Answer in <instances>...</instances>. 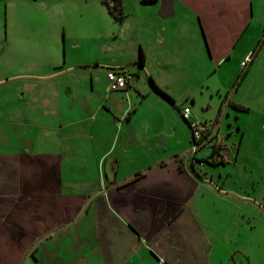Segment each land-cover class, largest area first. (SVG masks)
<instances>
[{
    "label": "crops",
    "instance_id": "crops-1",
    "mask_svg": "<svg viewBox=\"0 0 264 264\" xmlns=\"http://www.w3.org/2000/svg\"><path fill=\"white\" fill-rule=\"evenodd\" d=\"M194 3H145L148 22L136 46L143 65L137 64V55L123 64L96 61L104 74L110 68L130 72L133 80L127 89L109 90L105 76L89 74L88 92L78 99L74 83L67 82L66 92L53 91V127L35 124L36 139L21 134L10 140L7 127L13 120L1 114L0 264H39L35 252L52 237L53 249L45 247L39 254L53 264L222 263L220 252L230 238L222 230L232 222V212L218 202L226 200L223 190L189 168L198 151L193 156L188 152L191 136L179 114L182 98L169 85L176 70L166 58L194 62L202 52L199 42L185 47L165 43L168 34L178 40L186 17L199 18L196 12H180ZM71 68L76 67H55L53 79ZM249 72L250 65L243 75ZM149 99L154 105L144 106ZM190 100L193 104L194 98ZM48 103L41 101L39 117L47 116ZM196 118L190 109V119ZM237 130L241 144L244 131L238 125ZM38 137L48 138V149L40 148ZM205 197L216 203L207 204ZM238 201L247 200L240 196ZM235 252L243 257L238 248L228 258Z\"/></svg>",
    "mask_w": 264,
    "mask_h": 264
},
{
    "label": "rangeland",
    "instance_id": "rangeland-1",
    "mask_svg": "<svg viewBox=\"0 0 264 264\" xmlns=\"http://www.w3.org/2000/svg\"><path fill=\"white\" fill-rule=\"evenodd\" d=\"M123 1L125 17L118 10L114 15L109 12L114 0H0V124L3 116L13 120L9 128L5 126L10 140L16 141L21 134L36 139L37 123L53 127L49 112L54 90L66 92V83L72 81V92L79 99L88 92L89 74L105 76L99 62L123 64L138 57L139 33L146 27L150 9L143 0ZM190 1H195V8L184 7L180 12H196L199 18L186 17L178 40L168 34L165 43L185 47L199 42L202 52L194 62L166 57L176 70L170 77V89L181 95V107L192 109L197 121L215 122L221 115L218 129L230 154L224 162L214 164L217 156L206 146L196 153L189 168L223 190L226 200L218 202L227 204L232 212V222L222 230L230 238L226 250L220 252L224 256L221 264H264V0ZM249 65V76L243 75ZM55 67L76 68L53 79ZM144 81L149 88L148 79ZM44 99L49 102L45 106L48 113L41 118ZM231 102L243 103L250 110L236 108ZM153 105L151 99L144 103ZM60 106L65 107L63 102ZM237 125L244 131L241 144ZM39 139L44 142L40 148L48 149L44 146L48 138L38 137L40 143ZM240 196L247 201L239 202ZM205 200L216 203L211 197ZM49 246L53 249V237L38 246L35 257L39 264H53L39 254ZM238 248L243 257L235 252L228 258L227 253Z\"/></svg>",
    "mask_w": 264,
    "mask_h": 264
},
{
    "label": "built area",
    "instance_id": "built-area-1",
    "mask_svg": "<svg viewBox=\"0 0 264 264\" xmlns=\"http://www.w3.org/2000/svg\"><path fill=\"white\" fill-rule=\"evenodd\" d=\"M108 83V89L112 91L127 89L133 80V75L121 70H108L105 73ZM180 117L186 122L190 136L191 143L189 153L193 156L197 151L206 146H211L218 141L219 129L218 123L204 124L197 120L190 119L189 107H184L179 111ZM218 158V157H217Z\"/></svg>",
    "mask_w": 264,
    "mask_h": 264
},
{
    "label": "trees",
    "instance_id": "trees-1",
    "mask_svg": "<svg viewBox=\"0 0 264 264\" xmlns=\"http://www.w3.org/2000/svg\"><path fill=\"white\" fill-rule=\"evenodd\" d=\"M144 2H150V1H153V0H143ZM109 9V12L111 13V14H113L114 15V12L116 11V10H118V11H120V12H122V9H121V2H120V0H114V3H113V5H112V7H109L108 8ZM114 18L116 19V20H121L122 18H123V16H120V17H117V16H114ZM143 61H144V58H143V54H142V52L141 51H139V54H138V59H137V64L138 65H143ZM112 68H110V69H108V70H111ZM107 70V71H108ZM114 70H119V69H114ZM106 71V72H107ZM130 73V72H129ZM149 83L153 86V83H152V81L149 79ZM159 93H160V95L161 96H163V97H165V98H167V96L163 93V92H161L160 90H158L157 88H155ZM242 110H247V109H243V108H241ZM214 153L215 152H213V155H214ZM220 162H224V158L223 159H221V161ZM217 162H215L214 164H216Z\"/></svg>",
    "mask_w": 264,
    "mask_h": 264
},
{
    "label": "flooded vegetation",
    "instance_id": "flooded-vegetation-1",
    "mask_svg": "<svg viewBox=\"0 0 264 264\" xmlns=\"http://www.w3.org/2000/svg\"><path fill=\"white\" fill-rule=\"evenodd\" d=\"M210 147L212 154L213 152H215L213 156L218 157L217 160H214L213 163L218 162V160L221 161V159L223 158L226 159L230 153V149L227 147L224 137L221 134H219L218 141L214 142Z\"/></svg>",
    "mask_w": 264,
    "mask_h": 264
}]
</instances>
